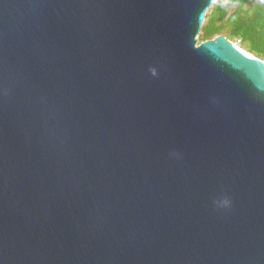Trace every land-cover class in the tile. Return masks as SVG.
I'll use <instances>...</instances> for the list:
<instances>
[{"label": "water", "instance_id": "95a60500", "mask_svg": "<svg viewBox=\"0 0 264 264\" xmlns=\"http://www.w3.org/2000/svg\"><path fill=\"white\" fill-rule=\"evenodd\" d=\"M218 0H0V264H264V59Z\"/></svg>", "mask_w": 264, "mask_h": 264}, {"label": "trees", "instance_id": "16d2710c", "mask_svg": "<svg viewBox=\"0 0 264 264\" xmlns=\"http://www.w3.org/2000/svg\"><path fill=\"white\" fill-rule=\"evenodd\" d=\"M207 17L200 41L223 34L264 59V0H218Z\"/></svg>", "mask_w": 264, "mask_h": 264}, {"label": "rangeland", "instance_id": "374dc122", "mask_svg": "<svg viewBox=\"0 0 264 264\" xmlns=\"http://www.w3.org/2000/svg\"><path fill=\"white\" fill-rule=\"evenodd\" d=\"M212 9V8H211ZM211 9L209 10V12L207 13V15L211 12ZM208 18V17H207ZM207 21V20H206ZM206 23V22H205ZM202 34V33H201ZM235 43H237L238 45H240L242 48H244V49H246V50H248L247 48H246V46L245 45H242L241 44V42H240V40H233Z\"/></svg>", "mask_w": 264, "mask_h": 264}, {"label": "bare ground", "instance_id": "6f19581e", "mask_svg": "<svg viewBox=\"0 0 264 264\" xmlns=\"http://www.w3.org/2000/svg\"><path fill=\"white\" fill-rule=\"evenodd\" d=\"M245 51H247V50H245ZM250 53V52H249Z\"/></svg>", "mask_w": 264, "mask_h": 264}, {"label": "clouds", "instance_id": "9594fccd", "mask_svg": "<svg viewBox=\"0 0 264 264\" xmlns=\"http://www.w3.org/2000/svg\"><path fill=\"white\" fill-rule=\"evenodd\" d=\"M240 46V45H239Z\"/></svg>", "mask_w": 264, "mask_h": 264}]
</instances>
